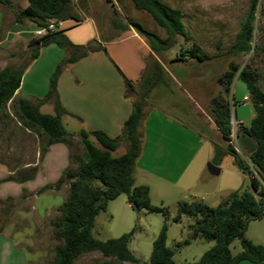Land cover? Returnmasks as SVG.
I'll return each instance as SVG.
<instances>
[{
  "label": "rangeland",
  "instance_id": "1",
  "mask_svg": "<svg viewBox=\"0 0 264 264\" xmlns=\"http://www.w3.org/2000/svg\"><path fill=\"white\" fill-rule=\"evenodd\" d=\"M11 1L15 9L26 8L27 3L25 0ZM164 1L172 8H178L183 12V21L188 32L187 38L177 37L174 47L164 53L163 56V64L171 73V76L174 77L175 84H171V87L177 92L179 99L170 98L162 91H154L150 94L146 107L151 109L160 105L179 114L184 119H186L185 115L188 118L189 112L195 119L190 118L193 121L190 122L195 127L200 126V130L209 135L210 140L206 139L204 141L201 152L186 175L187 178L195 172V179L188 181L192 189L172 190V188L167 189L156 183L153 186L155 188L160 187L161 190L156 192L155 189L151 190L150 188L151 204L157 207H168L171 210V218H173L176 215L177 205L182 202L202 201L210 207H217L227 199L230 193L237 190L252 193L257 198L250 177L237 168L234 157L228 152V143L223 140L220 132L216 129L210 117L209 109L210 100L223 92V87L218 84L217 79L230 69L232 63L239 65L240 70L246 68L255 73L258 79L256 86L264 91V0H260L257 7L255 30L251 44L252 51L247 55H236L231 52V48L235 44L237 34L248 14L250 0H228L216 5H205V7L196 5V0ZM73 4L80 6L85 15L87 13V15L94 17L100 27L104 23L110 25L115 18L112 4L106 0H73ZM82 11L75 10L80 18L85 17ZM119 18L122 22H127V25L133 22L162 39L167 38L166 32L158 27L150 15L145 12L134 10L129 15L126 13L119 14ZM15 25L14 14L0 4V71L7 67L22 68L30 57L29 42L26 43L23 34L11 33ZM26 25H29V23ZM71 26L70 24L66 25L67 28ZM36 29L37 27L34 28V30ZM85 32V28L76 30L75 34L79 35L76 39H80L79 41L84 40ZM70 34L72 36V32ZM29 36L32 37L31 40L37 38L35 35ZM193 43L198 44L211 59L205 63H197L191 59L186 62L178 61L179 54L190 48ZM51 48H53L51 50H56L55 53L52 54L48 53L50 51H46L43 56L44 59L32 71L38 72V80L35 79L31 86L36 84L39 91L42 90V86L46 88L47 85L49 91L50 79L56 71L55 69L47 78L44 77L45 58L70 57L64 49L57 46ZM170 60L173 61L170 62ZM66 70L62 72L60 77L66 73ZM239 84L246 85L238 80L236 86ZM232 94L231 90L224 95L231 103L232 144L240 148L241 154L239 156L248 165H251V153L255 150V141L246 134L240 133V124L235 114V103ZM130 95L134 99H139V87L134 92H130ZM37 100L39 98H34L32 101L36 102ZM40 108L42 114L55 115L56 113L53 104H44ZM63 127L68 134L78 131L76 125H72V120L66 122ZM91 140L98 146L94 138H91ZM213 141L218 144V154L214 149ZM45 144L46 136L39 130L24 125L13 103H9L6 108L0 109L1 164L11 170L17 167L21 168L26 163H36L38 158L40 160L42 158ZM59 144L69 149L70 152V165L68 164L66 168H69L68 170L71 172H76L80 163L78 159L84 160L85 158V150L80 138L78 140L74 139L70 145L66 143L53 145ZM126 152L127 145L123 143L113 153V156L119 157ZM50 158L54 162L62 163L59 155H52ZM62 164H65L64 161ZM62 164L59 165L60 168ZM208 164L220 169V174L218 176L212 175L208 171ZM67 169L62 172V175ZM14 176H17V174H14ZM6 178H0V200H5L0 203V228L8 236H12L20 248L26 250L30 260L36 259L31 264H50L55 258L56 248L61 245V242L56 239L58 229L54 227L53 223L57 222L62 216L60 209L69 197V185L62 184L60 187H56V184H54L53 187L42 188L35 194H28L26 193L27 190L44 179L42 176L38 177V180L28 187H24L23 183L6 181ZM13 183L17 184L19 191L13 185H10ZM143 183L140 178L135 185L138 186ZM25 193V198L16 199V197L23 196ZM203 197H207V200H202ZM190 223L191 221L187 218H183L180 222L170 220L167 232V247L173 252L175 264L197 262L215 244L214 240L190 239ZM163 224L164 216L162 213L146 209L135 211L129 205L127 196L121 195L110 201L107 210L96 217L93 235L97 240L105 242L135 231L129 249L139 260L137 264H147L152 255L154 241L159 236ZM244 237L255 245L264 246V219L251 221ZM230 248L233 255L241 253V240H234ZM97 260H102V263L122 264L113 258L103 256L100 252L82 255L74 264H92Z\"/></svg>",
  "mask_w": 264,
  "mask_h": 264
},
{
  "label": "trees",
  "instance_id": "2",
  "mask_svg": "<svg viewBox=\"0 0 264 264\" xmlns=\"http://www.w3.org/2000/svg\"><path fill=\"white\" fill-rule=\"evenodd\" d=\"M27 1L28 6L24 9H15L11 0H0V4L14 14L15 23L20 26L29 23L41 28L48 26L53 20H75L78 23L83 21L75 12L73 0ZM106 1L114 5L113 0ZM124 1L130 2L135 10L150 15L154 23L166 32L167 38L162 39L136 23L130 24L158 58L150 56L139 85V99L133 101V111L125 122L119 138H111L102 131L82 130L80 132L78 137L84 147L85 158L84 160L78 159L80 163L76 172H71L68 168L56 183V187L68 184L70 192L68 199L60 209L61 218L53 223L58 229L56 239L61 242V245L56 248L55 258L50 264H74L82 255L93 252H100L103 256L113 258L120 263H139L129 249L135 231L105 242L97 240L93 235L96 217L107 210L110 201L121 195L127 196L129 205L135 211L146 209L160 212L164 216L162 230L154 241L152 255L147 264H175L173 252L167 247V232L170 220L180 222L183 218L191 221L190 239L204 238L215 242L214 246L199 261L190 264H240L243 261L264 264V246L255 245L244 237L251 221L264 219V91L256 86L258 80L256 74L246 68L240 70L237 64H230V69L217 79L218 84L223 87V92L210 100L209 114L223 140L228 143V152L234 157L237 168L250 177L257 198L252 193L237 190L230 193L227 199L217 207H210L202 201L182 202L177 205L176 215L171 218V210L168 207H157L151 204L148 185H135L136 165L143 143L140 126L145 118L150 94L154 91H162L170 98L179 99V95L171 87V84H175L174 79L166 72L162 63L164 53L174 47L177 37L187 38L188 32L183 21V12L178 8H172L163 0H116L120 5ZM259 2L260 0H250L248 14L231 48V52L236 55H247L252 51L251 44ZM114 13L115 18L111 22L113 28L119 31L128 30L129 26L122 22L116 9ZM50 45L66 50L70 57L57 66L50 79V89L47 95L34 103L25 99L15 100L14 95L21 86L24 72L39 57L41 49ZM28 47L30 57L25 66L22 68L7 67L0 71V109L13 103L24 125L28 128H35L46 136L43 157L53 144L70 145L75 137L73 134H68L63 127L62 118L68 115V112L57 92L60 75L72 63L104 48L96 40L86 45H75L63 31H56L49 36L31 40ZM178 57V61L186 62L191 59L197 63H205L211 59L196 43L181 52ZM236 80L246 84L256 111V116L249 127L242 124L239 126L240 133L246 134L255 141L256 146L251 156V165L239 156L232 144L231 103L224 95L232 90ZM125 87L128 95L135 91V87L127 79ZM49 102L54 105L55 115L40 112V106ZM185 118L187 119L185 121L190 124L193 122L190 118L195 120L189 112L188 118L186 115ZM197 128L200 129V126ZM91 138H94L98 146ZM121 142L128 144V150L125 154L114 157L113 153L118 150ZM213 144L218 154V144L215 141ZM36 173L37 168H32L29 171L16 173L17 176H8L5 180L22 184L34 179ZM49 187L53 186L43 189ZM4 201L0 200V203ZM236 239L242 242V252L233 255L230 246ZM103 264L110 263L103 262Z\"/></svg>",
  "mask_w": 264,
  "mask_h": 264
},
{
  "label": "crops",
  "instance_id": "3",
  "mask_svg": "<svg viewBox=\"0 0 264 264\" xmlns=\"http://www.w3.org/2000/svg\"><path fill=\"white\" fill-rule=\"evenodd\" d=\"M25 1L27 7L28 1ZM227 1L196 0L195 2L196 5L205 7V5H216ZM163 2L165 3L164 0ZM113 3V10L116 9L120 15L124 13L129 15L135 10L128 1H124L122 5L118 4L116 0H113ZM74 7L75 10L82 11V8L77 4ZM82 13L85 16L81 18L82 22L65 21L59 31H63L75 45H86L96 40L104 49L72 63L68 66L66 73L59 78L58 96L68 112V115L63 116L62 122L64 125L72 120V125H76L78 131L72 133L75 140L79 139L78 136L82 130L87 132L102 131L111 138H119L125 122L133 111V101L135 100L132 95L126 94L125 80H129L137 89L146 71L150 56L158 57L152 53L146 41L130 25H128L129 29L126 31L115 30L111 23L110 25L104 23L100 27L94 17L87 15V13L85 15L83 11ZM67 24L72 26L67 28ZM34 28L31 24L24 26L16 24L11 33H22L24 40L28 43L32 38L29 35H35ZM82 28L86 29L85 39L79 41L80 39H76L79 35H76L75 32ZM54 46L56 45L42 48L39 57L26 69L21 86L14 95L15 100L25 99L34 103L32 101L34 98L41 100L46 96L48 85L46 88L42 86L40 91L36 84L31 86L35 79L38 80V72L32 71L44 59L43 56L46 51H50L48 53L52 54L55 53L56 50H51L53 49L51 47ZM65 59L67 58H45L44 77L47 78L49 74H52L60 62ZM172 61L170 60V62ZM162 65L166 72L171 75L163 63ZM237 81L234 82L232 88L235 114L242 125L249 127L256 116V111L247 86L244 84L236 86ZM28 97L30 99H27ZM245 98H248V100L244 101ZM140 133L143 143L142 152L136 165V183L141 178L144 182L141 185H148L151 190L155 189L156 192L161 190L160 187H154L156 183L167 189L191 190L192 186L189 185L188 181L195 179V172L187 178L186 175L201 152L204 141L209 139V135L186 122L179 114L160 105L151 109L146 107ZM123 143L127 145L128 150V144L126 142L120 144ZM235 148L241 154L240 148L236 146ZM68 150L62 144L53 145L47 149V153L41 160L37 159L36 163H26L21 168L17 167L11 170L0 163V178L37 168L34 179L23 183L24 187H28L30 184L35 183L38 177L42 176L44 179L38 182L35 185L36 187L34 186L26 191L28 194H35L46 186H54L60 180L62 172L67 169L68 164L70 165V152ZM52 155H59V159L62 163L64 161L65 164L54 162L50 158ZM60 164H62L61 168ZM10 185H13L18 191L20 190L17 184ZM26 193L23 196L16 197V199L25 198ZM204 199L207 200V197L202 198V200ZM34 261L36 259L30 260L26 250L20 248L12 236H8L5 231L0 233V264H31ZM245 263L253 264L249 261H243L240 264ZM92 264L103 263L102 260H97Z\"/></svg>",
  "mask_w": 264,
  "mask_h": 264
},
{
  "label": "built area",
  "instance_id": "4",
  "mask_svg": "<svg viewBox=\"0 0 264 264\" xmlns=\"http://www.w3.org/2000/svg\"><path fill=\"white\" fill-rule=\"evenodd\" d=\"M64 22L65 21H56V20H53V21H51L49 24H48V26H46V27H41V28H37L36 30H35V36L37 37V38H43V37H46V36H49V35H51V34H53L54 32H56V31H59L62 27H63V25H64ZM248 100V98H245V100L244 101H247ZM240 125H241V123L240 122H238ZM233 138V137H232ZM237 150V149H236ZM238 152V151H237Z\"/></svg>",
  "mask_w": 264,
  "mask_h": 264
},
{
  "label": "water",
  "instance_id": "5",
  "mask_svg": "<svg viewBox=\"0 0 264 264\" xmlns=\"http://www.w3.org/2000/svg\"><path fill=\"white\" fill-rule=\"evenodd\" d=\"M208 171L215 176H218L220 174V169L214 167L212 164H208Z\"/></svg>",
  "mask_w": 264,
  "mask_h": 264
}]
</instances>
